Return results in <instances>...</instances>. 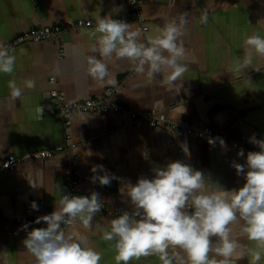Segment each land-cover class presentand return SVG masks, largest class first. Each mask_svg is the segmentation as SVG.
Wrapping results in <instances>:
<instances>
[{"label":"crops","instance_id":"1","mask_svg":"<svg viewBox=\"0 0 264 264\" xmlns=\"http://www.w3.org/2000/svg\"><path fill=\"white\" fill-rule=\"evenodd\" d=\"M130 0H0V43L6 44L20 33L38 26L65 28L59 43L51 40L24 42L12 52L14 71L0 73V161L8 155L23 156L45 149L50 144L63 149L51 157L18 162L12 171L0 172V264H35L24 248L27 232L38 228L28 216L41 217L55 209L65 186V171L76 175L75 196L98 193L100 211L89 226L82 221L65 231L79 237L85 246L102 253L100 264H116L114 241L104 240L110 221L124 211L134 210L126 196V185L139 178H153V169L180 160L200 171L207 183H218L226 190L239 189L245 183L231 163L244 164L249 151H259L250 138L264 139V56L253 53L250 67L237 71L235 65L246 53L245 39L253 33L264 36V0H140L147 39L160 33L166 23H181L180 40L186 50L181 63L188 67L179 81L164 82L161 76L149 80L134 71L127 59L107 61L108 79L103 85L87 72V57L99 33L93 27H74L77 20L96 24L99 17L110 16L136 28L135 8ZM207 23H201V16ZM63 49L57 58V46ZM97 58L98 54H97ZM54 76V83L48 82ZM35 81L27 88L25 80ZM22 88L19 99L10 95L8 81ZM113 85L117 91L106 99L133 111L155 108L168 122H186L196 128L209 127L216 135L198 138L184 131L171 135L164 124L149 127L141 118L128 113L108 111L73 112L69 124L49 98L54 86L67 100L103 98ZM173 138L175 146L170 144ZM225 142L222 147L219 139ZM209 139L214 141L209 144ZM232 141H238L237 146ZM187 148L188 155L183 151ZM177 149L178 152H177ZM243 149L245 156L238 157ZM102 165L103 171L92 168ZM108 175L110 184L100 185L94 176ZM123 190V191H122ZM36 202L39 210L31 209ZM14 217V219H13ZM12 218V219H11ZM24 219V220H20ZM29 225L22 230L23 225ZM213 243L217 237L210 238ZM238 243L255 249V242L240 236ZM258 264H264V249ZM130 264H161L155 255L141 257ZM237 264H252L245 256Z\"/></svg>","mask_w":264,"mask_h":264},{"label":"clouds","instance_id":"2","mask_svg":"<svg viewBox=\"0 0 264 264\" xmlns=\"http://www.w3.org/2000/svg\"><path fill=\"white\" fill-rule=\"evenodd\" d=\"M200 19L207 23L206 15ZM185 23L183 17L179 25L166 23L158 35L144 43L139 28L110 16L99 17L95 33L100 35L91 48L93 54L87 57L88 75L101 85H114V79H108L107 61L118 57L132 62L135 71L150 81L157 76L164 82L179 81L188 71L180 62L186 54L180 40ZM244 43L246 53L235 65L237 71L252 65L253 53L264 56V36L253 33ZM15 63L11 48L0 43V73H13ZM23 84L29 89L35 87L31 79ZM8 88L13 98L23 94L15 80L8 81ZM249 142L260 150L249 151L244 164L233 161L230 165L245 180L239 189L226 190L218 183H207L200 171L180 160L154 168L151 179L142 177L134 185H126L125 194L134 210L112 219L110 230L102 237L114 241L116 264L153 255L161 264H237L245 256L258 264L264 249V139L253 135ZM208 143L214 141L209 139ZM219 143L226 147L222 139ZM183 151L188 155L186 147ZM237 156H245L243 149ZM98 169L103 171V166L93 167L92 172ZM96 180L103 186L110 184L108 175L94 176ZM100 208L96 192L90 196L62 195L53 212L36 219V224L43 222L47 227L28 231L24 248L35 258V264H100L102 253L85 246L63 227L78 220L89 226ZM31 209L39 210L36 202L31 203ZM28 227L25 224L22 230ZM240 236L255 242L256 248L238 251L246 247L238 243ZM211 237L218 239L213 243Z\"/></svg>","mask_w":264,"mask_h":264},{"label":"built area","instance_id":"3","mask_svg":"<svg viewBox=\"0 0 264 264\" xmlns=\"http://www.w3.org/2000/svg\"><path fill=\"white\" fill-rule=\"evenodd\" d=\"M141 1L140 0H130L129 5L135 8L136 12V21L137 25L136 28H139L140 31L143 33L145 39H147V29L148 27L144 25V19L142 17V10L140 7ZM64 27L60 25H48V26H38L35 28H31L23 33L17 35L14 39L10 40L4 45H7L11 48V50L18 44L24 42H40L44 40H51L54 43H59V36L64 31ZM74 27L76 29H80L81 27H93L96 28V24H94L90 20H77ZM63 49L59 45L57 46V58L61 59ZM135 71V68H134ZM54 76H50L48 78V82L53 84L54 83ZM117 91V88L113 85H109L104 90V97L99 99L96 97H89L82 100H67L65 96L56 89L54 86L51 90H49V98L50 101L55 109L63 116L65 125L69 124L68 121V114L73 112H98V113H105L108 111H113L114 113H128L131 119L141 118L149 127H156L159 125L164 124L167 126L168 132L173 135L176 131H184L186 134H192L198 138H206L210 135H216L217 131L213 128L204 127V128H196L186 122H180L179 124L171 123L167 121L165 114L162 111H159L155 108H148L142 111H133L128 109L123 104L110 102L106 98L111 94ZM170 144L175 146V141L173 138L170 139ZM233 146L238 145V141H232ZM252 146H255L251 143ZM63 147L61 145H54L50 144L47 148L41 149L38 151L29 152L23 156H15V155H8L4 159L0 161V172L1 171H12L15 165L23 161L25 158L28 159H43L47 157H51L54 153H58L61 151ZM179 149H177L178 152ZM65 186L62 192V195H69L72 196L75 193V183H76V175L72 174L71 170L65 171L64 174ZM62 198V196H61ZM38 217L36 216H28L25 220L28 221H36ZM12 219V218H11ZM14 219V217H13ZM15 220V219H14ZM21 221L24 219H20ZM69 225H64L63 227L66 228ZM37 227H47L46 224L43 222L37 224Z\"/></svg>","mask_w":264,"mask_h":264}]
</instances>
